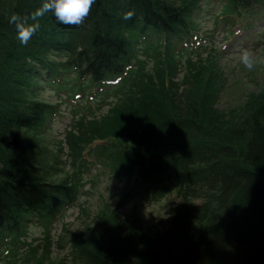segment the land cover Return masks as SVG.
Wrapping results in <instances>:
<instances>
[{"label": "trees", "instance_id": "1", "mask_svg": "<svg viewBox=\"0 0 264 264\" xmlns=\"http://www.w3.org/2000/svg\"><path fill=\"white\" fill-rule=\"evenodd\" d=\"M199 1L96 0L83 26H65L46 14L39 18V31L22 44L9 17L30 16L42 0H0V247L29 225L57 218L72 203L73 185L52 179L24 142L54 108L39 98L41 90H63L69 71L100 98L110 91L121 94L109 116L90 123L103 135L94 152L101 166L132 183L129 196L141 194L135 181L148 173L183 199L161 249L140 223L109 211L78 234L71 248L74 261L264 264V98L226 120L210 86L200 90L195 81L180 87L177 78L180 90L165 93L178 76L168 61L160 78L121 89L133 69L128 68L132 45L162 47L173 61L178 47L188 46ZM226 2L237 18L261 5L260 0ZM129 10L134 15L123 19ZM23 74L29 78L22 80ZM131 103L125 113L122 105ZM193 198L205 200L192 207Z\"/></svg>", "mask_w": 264, "mask_h": 264}, {"label": "rangeland", "instance_id": "2", "mask_svg": "<svg viewBox=\"0 0 264 264\" xmlns=\"http://www.w3.org/2000/svg\"><path fill=\"white\" fill-rule=\"evenodd\" d=\"M172 1L182 5L192 0ZM260 4L249 16L243 13L237 18L226 0L199 1L192 17L197 35L195 46H179L180 53L174 55L173 61L162 47L132 45L128 68L133 69L121 83V89L128 92L127 85L138 87L153 75L160 78L168 61L173 66L171 71L178 76L167 83L165 93L177 92V78L180 87L195 81L200 90L210 86L216 92L214 105L226 120L243 112L247 105H255L264 98V64L249 70L240 63L239 53L247 48L264 56V0ZM128 37L135 40L136 33H129ZM65 80L64 91L54 87L41 90L39 98L54 108L40 128L27 133L24 142L33 161L52 179L73 185L72 203L57 218L42 226L31 224L7 241L0 247V264H80L73 259V242L78 234L84 235L85 229L96 225L99 215L109 211L116 212L119 220L134 219L140 223L147 236L158 240L161 249L172 228L173 213L183 204L175 188L166 189L159 176L148 173L135 181L141 194L128 195L132 183L102 167L94 154L97 140L103 139V135L96 128L93 131L90 124L109 116V108L119 103L121 94L110 91L100 98L87 81L69 71ZM139 95L135 91L134 96ZM132 105H122V109L126 113ZM133 146L136 147L134 143ZM204 200L193 198L188 203L200 207ZM145 248L152 255V248Z\"/></svg>", "mask_w": 264, "mask_h": 264}, {"label": "clouds", "instance_id": "3", "mask_svg": "<svg viewBox=\"0 0 264 264\" xmlns=\"http://www.w3.org/2000/svg\"><path fill=\"white\" fill-rule=\"evenodd\" d=\"M95 2L96 0H42L30 16L13 13L9 17V23L15 26L17 39L22 44H27L40 29L39 18L51 14L59 24L83 26ZM133 15L134 12L129 10L124 13L123 19L130 20ZM239 60L249 70L258 64H264V56L257 55L247 48L240 50Z\"/></svg>", "mask_w": 264, "mask_h": 264}, {"label": "bare ground", "instance_id": "4", "mask_svg": "<svg viewBox=\"0 0 264 264\" xmlns=\"http://www.w3.org/2000/svg\"><path fill=\"white\" fill-rule=\"evenodd\" d=\"M50 55H55L54 52H51ZM9 64V63H8ZM17 65V64H16ZM20 65V64H19ZM41 69H45V68H41ZM34 72V71H33ZM35 77V74L33 75ZM29 78V76L27 74H23L21 76L22 80H27ZM36 78V77H35Z\"/></svg>", "mask_w": 264, "mask_h": 264}]
</instances>
